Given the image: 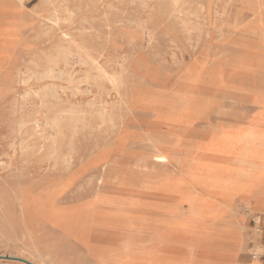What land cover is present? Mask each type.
<instances>
[{"label":"rangeland","instance_id":"rangeland-1","mask_svg":"<svg viewBox=\"0 0 264 264\" xmlns=\"http://www.w3.org/2000/svg\"><path fill=\"white\" fill-rule=\"evenodd\" d=\"M54 2L57 6L61 0ZM86 2L87 0H81L78 5L82 6ZM108 4L114 7V13L113 10L109 11ZM239 7L238 2L230 0H179V5L175 7L171 5V0H102L98 2L94 12H87L82 8L75 25L86 17L93 22L94 28L99 29L104 21L97 18L102 17L101 13L108 12V17L105 18L109 20L131 18L144 26L143 33L134 28L128 30L126 25H121L136 37L135 45H131L126 36L117 35V31L111 32L112 35L94 32L86 35L91 45L89 54L109 73H120L124 79L125 85L121 87L123 98L113 90L108 81L95 82L93 78L98 74L97 69L91 63L81 65L75 55L68 56L57 67L71 75L67 79H48L39 83L29 80L28 83H20L22 81L12 71L11 79L4 82V93L0 98V175L4 178L0 179V205H3L0 208V219L4 217L8 223L6 226L0 222L1 255L27 258L28 252L23 245L32 244L24 235L29 229L35 230L33 244L40 249H48L54 241L65 239L62 233H69L71 228H68L71 226L60 229L45 222L40 215L48 214L40 212V208L51 201H58L64 206L75 200L85 201L92 194H96L99 200L96 203L97 211H72L66 218L71 216V220L76 222L91 220L92 217L97 219L96 214L102 200L119 202L123 206H140L135 209L137 212L127 214V219L122 216L116 218L115 223L125 224L131 230L136 236L131 235V238L140 241L143 252L148 257L158 256L164 262L180 251L182 245L172 237L160 235L156 227L157 219L167 206V199L157 198L151 191L148 192L146 176H126L130 172L126 166H131L140 157H146L149 165L147 169L150 168L151 174L159 179L152 183L156 186L158 182H168L170 175L182 170L173 156L180 155L177 157L181 159L180 164H193L205 158L217 162L226 160L203 151L186 154V149H179L182 143L192 148L197 141L208 140L217 129L234 128L249 117L257 120L259 127H264V110L257 115L255 105L252 104L257 95L264 92V36L259 39L244 33V24L249 17L238 14ZM116 10L124 12L117 13ZM23 12L20 11L23 15H28L29 11ZM27 17L29 25L35 26L40 21L31 13ZM28 27L25 32L30 37L32 30ZM147 34L150 36L148 42L144 40ZM36 49L39 58L43 60L47 45L40 42ZM35 51L19 53L17 64L21 72L27 73L25 65ZM122 60L123 68L117 64V61ZM86 75L93 78L86 80ZM45 83L62 87L59 102L62 107L72 111V114L61 115L56 125L52 124L51 115L36 107L34 99L25 94L28 89ZM100 110L110 113L111 122L97 117L95 113ZM211 112L209 122L196 118L198 113ZM5 123H15L16 133L11 135ZM18 123L21 126L17 129ZM121 133L124 134L123 138H119ZM147 136H153L169 145L166 149H169L171 162L164 160L167 163L163 166L161 161H156L153 148L138 140V137ZM55 141L61 143L56 157L58 160L47 159L37 164L35 156L50 152ZM27 146L36 148L32 151L30 163L24 160L23 149ZM173 146H177L180 151L173 149ZM103 154L109 159L115 158L117 165L110 173H106L109 178L106 177L101 182V166L99 163L93 165V162L104 157ZM64 159L70 161L72 169L87 165L77 182L78 185H83L82 190L77 196H67L64 193L40 195L42 197L33 195L30 197L31 208L26 209L29 216L26 222L19 209L20 193L10 194L6 189L27 183L31 177L38 179L41 176L52 177L63 173L67 164L62 162ZM89 177L92 179L87 185L86 179ZM182 210L186 211L185 208ZM252 211L254 210L251 208L248 211L239 210L234 218L243 222L250 236L256 237L255 244L261 246V254L257 258L253 257L264 262V220L256 219L258 216L264 219V215L256 213V210L255 213ZM55 216L54 219L60 215ZM114 237L113 234L103 232L100 226L89 233L90 241L99 244L113 243ZM67 240H61L60 246L56 245L62 247L69 242ZM253 245L249 241L248 248ZM63 248L62 254L69 250ZM13 251L19 253H12ZM222 254L226 255L224 250ZM249 255L252 256L251 250ZM79 264H90V261L86 259Z\"/></svg>","mask_w":264,"mask_h":264},{"label":"bare ground","instance_id":"bare-ground-1","mask_svg":"<svg viewBox=\"0 0 264 264\" xmlns=\"http://www.w3.org/2000/svg\"><path fill=\"white\" fill-rule=\"evenodd\" d=\"M99 1L102 0H87L81 6L78 5L81 0H61L55 6L54 0H0V98L4 93V82L9 80V78L11 79L12 71H15L19 81H22L20 83H28L29 80L39 83L48 79L69 78L71 75L68 72L57 67L60 62L65 61L71 55H75L78 58L77 62L81 63V65L91 63L97 69L98 74L94 78L86 75V80L92 78L95 82L106 80L112 85L113 90L123 98L121 87L125 85L124 79L120 73H109L96 58L89 54L88 49L91 45H89L90 42L86 35L92 32L112 35L111 32L115 33L117 31V35L126 36L128 42L131 45H135L137 39L131 33H128V30L134 28L136 31L144 33V26L140 21L131 18H121L118 21L109 20L105 18L108 17V12L101 13L102 17L97 18V20L102 19L104 21L102 26L100 24L101 27L98 26L100 27L99 29L94 28L93 22L86 17L81 19L78 25H75L76 19L80 15V10L83 8L84 11L94 12L97 10ZM230 1L239 3L238 14L242 13L243 16L246 14L249 17L244 24V33L256 36L259 39L263 38V0ZM38 5L40 6L37 9H33ZM171 5L174 7L178 6L179 0H171ZM108 8L110 9L109 11L114 9L112 4H108ZM20 11H29L28 15L30 13L34 14L40 21L35 26L29 25L28 15H23ZM119 12L123 13L124 10H118L117 13ZM122 24L126 25L128 30H124L121 27ZM28 26L32 30L30 37L25 32ZM144 40L148 42L150 36L147 34V38H144ZM40 42H44L47 45V50L43 53V60L39 58V53L36 49V45ZM32 50H36V53L25 65L27 73L21 72L17 64L19 53L32 52ZM123 63V60L117 61V64L122 68L124 66ZM25 94L30 95L34 99L36 107L51 115L53 125H56L57 119L64 113L72 114L70 108L66 109L60 104L59 98L62 94V87L54 83H45L37 88H30ZM73 95L75 94L73 93ZM86 104L88 105V103ZM252 104L255 105L253 107L256 109V114L260 115L264 110V92L257 95ZM95 114L101 120H109L111 122L110 113H104L100 110ZM211 114L212 112L198 113L196 118L209 122L208 119ZM20 123L17 124V129L21 126ZM35 125L38 126L36 122ZM5 126L9 129L11 135L16 133L15 123H5ZM211 134L208 140L197 141L198 143H195L192 148L182 143L179 149H186V154L203 151L218 155L226 160L217 162L205 158L195 161L193 164H180L181 159L177 158L180 155H172L176 158V163H179L178 167L182 169L180 170L181 172L170 175L167 178L168 182H162L161 184L158 182L156 186H153L152 183L159 179L151 174L150 168L147 169L149 165L146 157H140L131 166H126L127 169H130L126 176L130 178H143L146 176L148 192L151 191L150 193L157 196V198H165L168 201L167 206L163 208V214L156 221V227L160 235L167 238L172 237L182 245L180 251L170 260L162 262L158 256L148 257L143 252L140 241L131 238V235H133L131 230L125 224L115 223L116 218L122 216L127 219V214L137 212L135 209L140 206L136 207L132 206V204L123 206L119 202L111 203L107 200H102L99 212L96 214L98 216L97 219L92 217L91 220L76 222L71 220V216L66 218L72 211H83L86 209L95 211L96 203L99 201L96 194H92L85 201L83 199L71 201L66 206L60 205L58 201H51L43 208H40V212L44 211L48 214L40 215L45 222L55 227L63 225L64 227L71 226L70 228H73L70 233L63 235L65 239L61 238L64 241L68 239L69 242L59 247L61 240L59 242L54 241L56 243L48 249H40L33 244L36 237L35 230L29 229L24 235L32 244L26 243L23 245L28 255L27 258L22 259L31 264H79L82 262V256L89 251L90 258L88 259L90 264H259L260 260L256 258L258 254H261V246L255 244L256 237L247 233L243 222L237 217L234 218V214H237L239 210L248 211L254 204L260 203L264 205V127H259L258 121L249 117L244 122L238 123L234 128H219L215 133L212 132ZM123 137L124 134L121 133L119 138ZM138 140L153 148L156 152V161H161L163 166L167 163L163 162L164 160L170 161L169 149H166L169 147L168 144L161 143L153 136L138 137ZM60 144L59 141H55L50 152L35 156L37 157V164L47 159H57ZM172 148L179 150L177 146ZM35 149L34 146H27L23 149L26 163L31 162L30 159L33 158L32 151ZM120 150L123 149L120 148ZM103 156L93 162V165L99 163L101 166L103 175L102 178H99L101 182L108 177L106 173H110L117 165L115 158L109 159L104 154ZM187 158L190 159L192 157ZM183 161L187 162L185 159ZM62 162H67L63 173L55 174L52 177L41 176L38 179L29 178L28 176L27 183L16 184L6 189V192L10 194L20 193L18 198L19 209L23 220L26 222L29 220L26 209L30 207V197L33 195H36L34 197H39L40 195L49 196L52 193H64L67 196H77L82 190L83 185H78L77 182L86 170L87 165L72 169L69 166V160H62ZM182 165H185V167ZM24 176L26 175L24 174ZM0 179L3 180L4 178L0 175ZM91 179V177L86 179L87 185L91 183ZM131 185L134 186L133 184ZM1 207L3 208V205H0ZM183 208L186 211H183ZM55 215H60V219H54ZM100 215H104V217H100ZM256 219L264 220L260 216ZM0 220L1 224L8 226L7 219L2 217ZM98 226L103 232L115 236L113 243L103 244L101 242L99 244L90 241V231ZM245 241H248V243ZM249 241L254 243L250 249L248 248ZM69 244L70 247H68ZM90 245H93L94 248L90 249ZM63 247H66V250L69 249L64 254H62L64 251ZM246 249L248 250L246 251ZM223 250L226 253L225 256L222 254ZM249 250H251L252 256L249 255ZM12 253L19 252L13 251ZM253 256L257 257L254 258ZM20 264L28 263L22 261Z\"/></svg>","mask_w":264,"mask_h":264},{"label":"crops","instance_id":"crops-1","mask_svg":"<svg viewBox=\"0 0 264 264\" xmlns=\"http://www.w3.org/2000/svg\"><path fill=\"white\" fill-rule=\"evenodd\" d=\"M251 209H253L254 211H252L253 213H255V210L257 211L256 213H261V215H264V205L263 204H254L252 207H250ZM249 208V209H250ZM56 227L58 228H63L64 226L63 225H57ZM70 229V227L68 228ZM73 228L70 229V231L72 230ZM69 231V233H70ZM65 234H68V233H62V235H65ZM57 242V241H56ZM55 242V243H56ZM90 249L94 248V246L90 245L89 247ZM7 257H10V258H7ZM15 256H9L8 255H3L1 256L0 255V263L1 264H20V262H22L21 260H18V259H14ZM90 258V254H89V251L87 253H85L83 256H82V262L85 261L86 259ZM89 260V259H88ZM90 261V260H89ZM75 264V263H74ZM259 264H264V262H260Z\"/></svg>","mask_w":264,"mask_h":264},{"label":"water","instance_id":"water-1","mask_svg":"<svg viewBox=\"0 0 264 264\" xmlns=\"http://www.w3.org/2000/svg\"><path fill=\"white\" fill-rule=\"evenodd\" d=\"M7 258H10V257H7ZM14 259H18V260L24 261V262H26V263H28V264H31L30 262H28V261H26V260H24V259H22V258H15V257H14Z\"/></svg>","mask_w":264,"mask_h":264}]
</instances>
